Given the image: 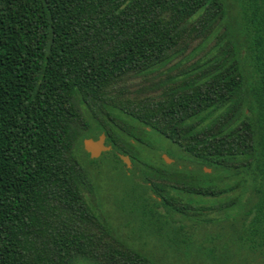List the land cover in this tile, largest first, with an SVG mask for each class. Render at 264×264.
I'll return each instance as SVG.
<instances>
[{
  "label": "trees",
  "instance_id": "obj_1",
  "mask_svg": "<svg viewBox=\"0 0 264 264\" xmlns=\"http://www.w3.org/2000/svg\"><path fill=\"white\" fill-rule=\"evenodd\" d=\"M240 5L0 0V264H164L96 206L78 151L101 133L175 247L189 221L219 227L196 249L211 264L264 259V0ZM153 131L185 155L143 160Z\"/></svg>",
  "mask_w": 264,
  "mask_h": 264
},
{
  "label": "rangeland",
  "instance_id": "obj_2",
  "mask_svg": "<svg viewBox=\"0 0 264 264\" xmlns=\"http://www.w3.org/2000/svg\"><path fill=\"white\" fill-rule=\"evenodd\" d=\"M227 1L229 4L234 5L232 6V14H237L241 8V0ZM88 134L93 136L91 133ZM149 137L151 147L135 144V148L140 151L139 153L142 155L143 160L159 162L164 159V156L175 160L176 158H182L181 155H185L178 146L157 132H151ZM84 139H82V142ZM84 151L82 144L78 154L95 177L97 184L96 206L110 222V225L113 226L116 233L129 242L134 243L141 251L150 253L164 264H211L214 262L212 257L203 259L201 255L196 253L198 252L196 249L201 244L204 247H210L211 244L205 240L203 231L212 233L220 230L219 227L209 225L208 228L202 230L196 224L193 225L191 222L186 221L187 230L192 232V245L181 249L175 247L176 240L175 234L171 232V223L166 218H163V222L156 227L154 222L158 221V219H149L148 216L143 214L142 207H140L141 200H143L141 196H143V191H147V188L140 187V179L136 175L125 171L122 164L113 159L110 153L103 152L104 154L102 153L100 157L91 158ZM203 169L206 172H211L210 168L203 167ZM148 192L144 193V195H147ZM127 195H133V198L138 202L136 206H130V202L126 199ZM160 209L162 210V208ZM150 221L153 222V225L143 227L145 223ZM157 231L161 233L156 235ZM217 240H219L217 242H224L225 236L218 237ZM217 248L222 249L223 243H219ZM252 257L254 259L253 264H264V259H259L260 256L253 255Z\"/></svg>",
  "mask_w": 264,
  "mask_h": 264
},
{
  "label": "water",
  "instance_id": "obj_3",
  "mask_svg": "<svg viewBox=\"0 0 264 264\" xmlns=\"http://www.w3.org/2000/svg\"><path fill=\"white\" fill-rule=\"evenodd\" d=\"M105 139H106L105 135L101 133L97 138L88 137L83 140V147L85 151L88 152L91 158H98L101 155V153L105 151H109L111 149V145L105 144ZM118 155L121 158V160L126 164V166L129 167L131 164L129 156L120 153H118ZM164 159L166 161L171 160L167 156H164Z\"/></svg>",
  "mask_w": 264,
  "mask_h": 264
},
{
  "label": "flooded vegetation",
  "instance_id": "obj_4",
  "mask_svg": "<svg viewBox=\"0 0 264 264\" xmlns=\"http://www.w3.org/2000/svg\"><path fill=\"white\" fill-rule=\"evenodd\" d=\"M105 144L106 145H109V144H107L106 143V139H105ZM102 154V153H101ZM167 164H171V163H173L175 160H173V159H171L170 161H166L165 159H163Z\"/></svg>",
  "mask_w": 264,
  "mask_h": 264
}]
</instances>
